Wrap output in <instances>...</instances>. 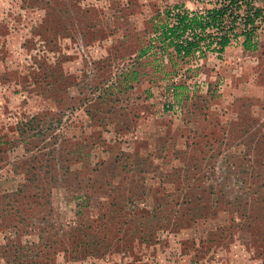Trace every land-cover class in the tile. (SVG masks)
Segmentation results:
<instances>
[{"label":"rangeland","instance_id":"obj_1","mask_svg":"<svg viewBox=\"0 0 264 264\" xmlns=\"http://www.w3.org/2000/svg\"><path fill=\"white\" fill-rule=\"evenodd\" d=\"M205 3L0 0V264H264V31H153Z\"/></svg>","mask_w":264,"mask_h":264},{"label":"trees","instance_id":"obj_2","mask_svg":"<svg viewBox=\"0 0 264 264\" xmlns=\"http://www.w3.org/2000/svg\"><path fill=\"white\" fill-rule=\"evenodd\" d=\"M163 15L164 18L160 15V20L154 22L153 31L159 48L173 50V63L205 58L207 53L222 57L238 42L246 51H258L264 31V0H206L202 9L192 11L176 5ZM143 51L141 56L148 53L147 49ZM27 125H19L20 135L25 134ZM105 239H97V246L105 243ZM82 243L78 246H83Z\"/></svg>","mask_w":264,"mask_h":264},{"label":"built area","instance_id":"obj_3","mask_svg":"<svg viewBox=\"0 0 264 264\" xmlns=\"http://www.w3.org/2000/svg\"><path fill=\"white\" fill-rule=\"evenodd\" d=\"M200 9H202V8H200Z\"/></svg>","mask_w":264,"mask_h":264}]
</instances>
